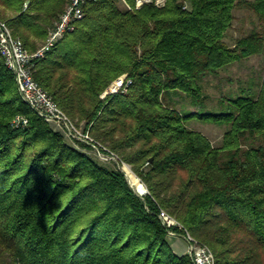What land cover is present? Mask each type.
Here are the masks:
<instances>
[{"label": "trees", "instance_id": "trees-1", "mask_svg": "<svg viewBox=\"0 0 264 264\" xmlns=\"http://www.w3.org/2000/svg\"><path fill=\"white\" fill-rule=\"evenodd\" d=\"M67 2L0 0V20L33 51ZM120 5H85L32 78L146 191L137 195L116 166L73 148L36 116L0 57V264H192L170 248L159 210L207 246L214 264H251L249 246L264 253V144L244 143L264 139V75L256 94L229 99L226 111H179L175 98L203 107L204 75L264 51V0ZM236 7L250 10L257 27L230 47L223 39ZM120 75L126 91L101 98ZM17 114L26 127L10 126ZM189 120L226 125L220 146L188 129Z\"/></svg>", "mask_w": 264, "mask_h": 264}, {"label": "built area", "instance_id": "built-area-1", "mask_svg": "<svg viewBox=\"0 0 264 264\" xmlns=\"http://www.w3.org/2000/svg\"><path fill=\"white\" fill-rule=\"evenodd\" d=\"M94 0H68L64 10L48 30L42 44L33 51H28L22 41L14 37L8 26L0 20V57L5 68L12 74L19 99L39 118L47 123L55 124L61 135L75 144H82L101 161H112L114 166L124 163L111 150L95 140L84 127L83 123L71 120L51 99V97L33 80L32 71L36 61L44 55L66 33L73 30L74 25L84 15L83 7ZM165 0H133L130 7L124 0H119L121 6L127 9H138L144 5L160 7ZM185 8V6L183 7ZM128 81L125 77L117 78L100 95L101 98L118 91L125 92ZM115 85L114 88H111ZM28 124L24 115L17 114L10 120L12 128H24ZM56 128H54L55 130ZM57 131V130H55ZM60 133V132H59ZM121 166H118L121 170ZM146 191V190H145ZM144 191V193H145ZM158 218L166 229L167 236H176L173 229L181 231L185 242V254L192 264H214L212 252L203 244L198 243L190 234L172 217L163 210H159Z\"/></svg>", "mask_w": 264, "mask_h": 264}, {"label": "rangeland", "instance_id": "rangeland-1", "mask_svg": "<svg viewBox=\"0 0 264 264\" xmlns=\"http://www.w3.org/2000/svg\"><path fill=\"white\" fill-rule=\"evenodd\" d=\"M121 6V5H120ZM122 7V6H121ZM123 8V7H122ZM233 20L231 26L224 33V42L228 46H233L236 39L247 34L250 30L257 27V19L255 15L248 9L244 7H236L232 10ZM44 40V39H43ZM43 40H34L35 47H39ZM264 75V51L257 56H251L247 59H242L238 62H234L222 67L215 74H206L199 80V85L201 86L203 96L205 100L203 102V107L194 108L190 100L184 96H180L175 98V108L179 111H194L195 109L201 111H210V112H220L228 110V100L240 95H246L248 97L256 94L259 90V86ZM125 77V75H120L117 78ZM116 78V79H117ZM115 79V80H116ZM113 80L109 86L115 81ZM108 86V87H109ZM115 86V85H114ZM77 122L76 120H73ZM51 128H56L57 132L61 135V130L53 123H48ZM185 126L190 129L197 131L204 135L212 146L218 147L221 144L222 136L227 129L226 125H219L207 122H201L196 120H189L185 123ZM63 140L71 145L73 148L85 153L94 161L105 165L107 167L114 166L112 161H101L98 160L97 157L91 152L87 146L85 147L82 144H75L74 142L66 139L63 135H61ZM264 144V139L256 138L254 140H247L244 143V146L247 145H257ZM102 144V143H101ZM106 147V146H105ZM107 148V147H106ZM113 152V151H112ZM116 156L117 154L113 152ZM118 157V156H117ZM119 158V157H118ZM124 163V162H123ZM122 165V164H121ZM118 165V166H121ZM124 165L128 166L131 170L130 166L126 163ZM123 165V166H124ZM117 166V169L120 168ZM122 167V166H121ZM132 171V170H131ZM126 181L128 182L131 189L139 196L140 191L146 190L145 187L141 188L139 186V182L137 180L134 181L133 186L130 185L126 174L122 172ZM133 173V172H132ZM181 176V174H180ZM140 181V180H139ZM177 182V181H176ZM141 183V182H140ZM142 184V183H141ZM143 185V184H142ZM144 186V185H143ZM173 231L177 234L176 236H167V241L171 246H173V240H180L184 244V250L186 249L185 242L181 237V231L178 228L173 229ZM240 237V236H238ZM244 247L245 245H240ZM251 252L253 253L251 264H264V253L260 250L254 249L250 247ZM185 254V252H184ZM234 254H237L236 252ZM242 256V255H240Z\"/></svg>", "mask_w": 264, "mask_h": 264}, {"label": "crops", "instance_id": "crops-1", "mask_svg": "<svg viewBox=\"0 0 264 264\" xmlns=\"http://www.w3.org/2000/svg\"><path fill=\"white\" fill-rule=\"evenodd\" d=\"M173 246H171V244H169L170 248L172 249V251L176 254V255H183L185 250H184V244L182 241L180 240H173Z\"/></svg>", "mask_w": 264, "mask_h": 264}, {"label": "bare ground", "instance_id": "bare-ground-1", "mask_svg": "<svg viewBox=\"0 0 264 264\" xmlns=\"http://www.w3.org/2000/svg\"><path fill=\"white\" fill-rule=\"evenodd\" d=\"M115 87V86H114ZM122 172H124L126 174V177L130 183V185L132 186V188H134L133 183L135 180H137L138 182H140L138 180V178L132 173V171L128 168V166L124 165L121 167Z\"/></svg>", "mask_w": 264, "mask_h": 264}, {"label": "water", "instance_id": "water-1", "mask_svg": "<svg viewBox=\"0 0 264 264\" xmlns=\"http://www.w3.org/2000/svg\"><path fill=\"white\" fill-rule=\"evenodd\" d=\"M144 191H145V190H144ZM144 191H143V192H142V191H140L139 193H140V194H141V193L143 194V193H144Z\"/></svg>", "mask_w": 264, "mask_h": 264}]
</instances>
